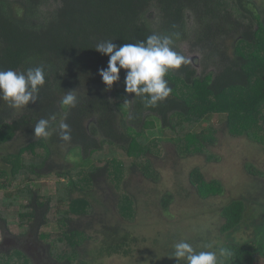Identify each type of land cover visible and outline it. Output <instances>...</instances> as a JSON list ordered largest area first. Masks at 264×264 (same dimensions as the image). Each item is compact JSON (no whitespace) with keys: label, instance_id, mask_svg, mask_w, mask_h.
Masks as SVG:
<instances>
[{"label":"trees","instance_id":"obj_1","mask_svg":"<svg viewBox=\"0 0 264 264\" xmlns=\"http://www.w3.org/2000/svg\"><path fill=\"white\" fill-rule=\"evenodd\" d=\"M51 3L58 4L54 12L40 15ZM173 33L179 34L173 36L174 50L184 55L179 45L187 42L202 54L204 76L190 63L170 70L165 79L172 92L155 107H145L140 97L122 103L135 96L125 92L124 70L119 82L106 90L99 71L107 68L109 58L95 50L99 42L111 40L119 47L152 34ZM263 36L264 0H0V70L26 73L42 66L45 71L36 102L20 109L19 115L0 100V153L16 149L2 157L0 166V264H107L111 258L155 264L148 255L156 256L152 246L161 245L159 233L166 235L162 253L172 258L171 264H187L168 253L181 241L196 252L219 255L223 248L229 254L220 257L221 264H257L264 232L261 240L255 238L260 233L254 227L262 220L245 186L226 189L219 180L207 181L201 167L192 166L189 181L202 206L176 222L148 213L149 223L141 217L143 192L130 188L137 174L152 184L160 180L153 162L159 142L172 144L186 157L215 146L214 126L195 131L213 115H226L229 134L249 136L264 157V127L251 131L260 119V114L252 117L251 109L264 105V80L252 73L256 60L264 70ZM250 46L258 48L246 52ZM198 86L210 99L214 113L204 112L208 117L193 116L201 110L190 94ZM249 90L252 99L235 111L211 104ZM69 91L77 98L70 109L61 105ZM53 115L51 135L35 139V124ZM60 121L69 125L70 142L60 139ZM151 127L158 130V138L147 137ZM245 169L253 181L264 175L253 165ZM50 178L55 191L42 195L37 184H47L44 180ZM108 186L116 190V198ZM98 196L106 199L103 214L95 210ZM171 200L168 195L160 203L167 210ZM212 208H219L211 211L213 220L220 217L223 222L207 230ZM47 226L54 232H40ZM92 241V255L86 259L85 245ZM157 253L161 256V249Z\"/></svg>","mask_w":264,"mask_h":264},{"label":"rangeland","instance_id":"obj_2","mask_svg":"<svg viewBox=\"0 0 264 264\" xmlns=\"http://www.w3.org/2000/svg\"><path fill=\"white\" fill-rule=\"evenodd\" d=\"M58 6L57 3H51L46 5L42 8V12L40 15H46V17L54 12L56 7ZM45 17V19H47ZM189 25L192 26L191 21H189ZM260 51H264V36L260 38ZM182 53L185 57H187L190 61V64L197 70V74L199 76H204V68H203V57L202 54L198 51H193L190 45L185 42L179 45ZM258 47L250 46L245 49V51L255 52ZM264 59V52L261 56V60ZM254 65L252 73L254 74V78L258 80H264V70L261 69L262 61H258ZM209 69L208 72H210ZM192 99H196V101L200 104L201 110L194 113V117H203L207 116L208 113H214L211 111L210 103H208L209 96L207 92L204 90L202 86H198L195 90L190 92ZM252 99V90L246 92L235 91L232 92L229 97H224L219 100L212 101L211 104L214 106H227L232 107L233 111L236 109H240L244 102L249 101ZM210 100V99H209ZM125 103V101H122ZM206 112L207 114H204ZM252 117L255 113L257 115L260 114V119L257 122H253L251 126V131L257 132L263 130L264 127V120H262V115L264 114V105L261 106L256 104L252 109ZM17 114H20V109L17 110ZM202 114H204L202 116ZM226 115H213L211 116L210 120L205 122V125H198L199 127L195 130L196 132H200L207 126H214L217 130L215 134L217 138V144L206 149L203 153H197L194 157L190 155L181 156L178 155L177 149L170 143H160L159 149V156L153 159L156 169H158L161 173L160 180L156 184H152L148 182L142 175L137 174L132 177V187L130 189L139 188L143 194L140 196V205H141V212H142V219L143 223L145 220L149 223L151 216L145 219L148 216V213H153L157 217L163 218L165 221H172L176 222L182 218L183 213L195 211V207H201L202 204L198 200V196L194 187L191 186L189 181V172L191 168L195 165L201 167L205 172V177L207 181H215L219 180L220 185L222 187L225 186L231 189H234L235 186L233 185H242L246 187L247 195L251 196L257 200L261 199L260 204L264 205V175L257 176V180H251L246 172L245 166L253 165L257 171L262 172L264 174V157L259 153L258 150H254L257 147V144L252 142L249 139V136H243L239 138H234L229 134V131L226 127ZM263 124V126H262ZM146 135L150 139H156L159 137L158 130L156 128H149L146 131ZM191 140V139H190ZM192 143V141H191ZM5 149V148H4ZM3 149V151H5ZM6 152L0 153V166L3 165L2 157H4L7 153H13L16 149L12 151L10 149H6ZM218 158L217 161H212L210 158ZM193 166V167H192ZM85 175L81 178L85 179ZM256 181V182H255ZM45 183L37 184V187L42 195H49L51 192L55 191V186L51 178L50 180H44ZM232 185V187H231ZM110 187V186H108ZM112 187V186H111ZM110 187L111 197L114 199L117 196V192L114 188ZM227 189V188H226ZM155 190V191H154ZM144 192H148L147 195ZM157 195V196H156ZM171 195L172 200L169 204L167 210L161 205L160 200L165 196ZM228 192L225 190L223 196H227ZM263 197V198H262ZM106 201L105 197H97L98 201V208L95 209L99 214L104 213V208L102 207L103 201ZM85 203L80 204V207H83ZM145 205V206H144ZM220 205V203H219ZM144 207V208H143ZM107 206L105 207V210ZM219 208L211 209L210 216L211 221L210 224L207 226V230L211 229L213 225L218 224L219 226L223 222V220L218 217L216 220H213V214ZM261 213V212H259ZM99 218V216L97 217ZM205 220V219H204ZM203 220V221H204ZM202 221V220H201ZM200 221V222H201ZM195 227V226H193ZM197 228L199 225L197 224ZM144 226H141L143 230ZM40 232H45L47 234L53 233L54 229L52 226L43 227ZM151 235V234H150ZM211 235L212 233L208 232L207 236ZM159 239H156L161 243V245L152 246L154 247L153 250L155 251V255L149 254V258L153 259L155 264H158L161 260V264H171L169 256L162 253L165 246L163 245L165 242L166 235L163 233H159ZM4 240V237L0 236V242ZM21 243V242H20ZM22 244V243H21ZM94 241L90 242L88 245L86 244L85 249L86 253L85 258L90 259L91 251L93 249ZM172 246V245H169ZM158 249H161V256H158ZM174 250V248H172ZM168 253L172 255V251L169 247ZM138 255V254H137ZM18 260L21 261V258L18 255H15ZM152 256V257H151ZM107 264H127V259H118V258H111L110 260L106 261ZM78 263V262H77ZM258 264H264V258H258Z\"/></svg>","mask_w":264,"mask_h":264},{"label":"clouds","instance_id":"obj_3","mask_svg":"<svg viewBox=\"0 0 264 264\" xmlns=\"http://www.w3.org/2000/svg\"><path fill=\"white\" fill-rule=\"evenodd\" d=\"M173 36L179 38L178 33L171 35H149L146 40L137 43H125L119 47L111 41L99 42L95 50L108 59L107 68H102L99 75L102 82L111 90L119 82L121 70L125 71V92L135 94L131 99L125 98V103L140 97L145 107H155L159 102L166 100L172 92L165 76L170 70H179L182 65L190 63L189 59L174 50ZM45 83V71L42 66L29 68L25 72L14 70H0V100L5 101L13 109H22L35 103L40 87ZM75 91L65 92L61 99L64 108L75 107L77 98ZM40 119L34 126V138L47 139L51 135L50 121ZM60 139L71 141L70 128L67 123H59ZM223 248L219 255L216 251L196 252L191 244L185 241L174 245L173 257L177 260H186L187 264H221L220 257L228 255Z\"/></svg>","mask_w":264,"mask_h":264},{"label":"flooded vegetation","instance_id":"obj_4","mask_svg":"<svg viewBox=\"0 0 264 264\" xmlns=\"http://www.w3.org/2000/svg\"><path fill=\"white\" fill-rule=\"evenodd\" d=\"M263 198V197H262ZM253 200H254V203L257 205H254V207L256 208H258L259 209V212H261V213H259L258 212V216L260 215L261 216V223H259L258 225V227H254V230H255V232L258 234V232L260 233L262 230H263V232H264V205L263 204H260V202H261V199H259V200H257V199H255V198H253ZM258 238V237H260V240H261V233H260V235L258 234V235H256L255 236V238ZM261 246H262V251H259V255H260V258H264V246H263V244H261ZM259 248H260V246H259ZM257 264H258V259H257Z\"/></svg>","mask_w":264,"mask_h":264}]
</instances>
